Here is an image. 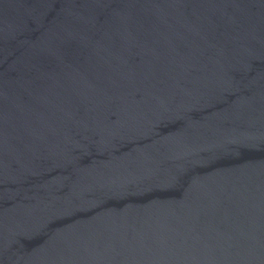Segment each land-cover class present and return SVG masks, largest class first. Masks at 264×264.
<instances>
[{
    "label": "water",
    "instance_id": "1",
    "mask_svg": "<svg viewBox=\"0 0 264 264\" xmlns=\"http://www.w3.org/2000/svg\"><path fill=\"white\" fill-rule=\"evenodd\" d=\"M0 264H264V0H0Z\"/></svg>",
    "mask_w": 264,
    "mask_h": 264
}]
</instances>
